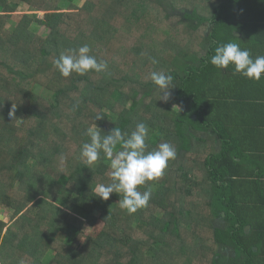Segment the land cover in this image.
I'll list each match as a JSON object with an SVG mask.
<instances>
[{"label": "trees", "instance_id": "obj_1", "mask_svg": "<svg viewBox=\"0 0 264 264\" xmlns=\"http://www.w3.org/2000/svg\"><path fill=\"white\" fill-rule=\"evenodd\" d=\"M16 1L0 0V210L13 212L11 223L0 219V264H264V221L244 207L243 152L226 104L212 100L223 77L209 62L247 7L263 14L264 0H86L68 12L63 0ZM20 4L46 12L47 37L30 29L33 14L5 28ZM85 44L106 71L61 76L53 61ZM152 71L173 77L167 102ZM138 122L151 150L169 142L177 157L138 186L152 195L130 215L117 193L96 196L111 183L103 153L88 167L80 150L89 127L130 133ZM86 221L103 227L86 236Z\"/></svg>", "mask_w": 264, "mask_h": 264}, {"label": "clouds", "instance_id": "obj_2", "mask_svg": "<svg viewBox=\"0 0 264 264\" xmlns=\"http://www.w3.org/2000/svg\"><path fill=\"white\" fill-rule=\"evenodd\" d=\"M90 52L87 44L70 48L53 61V66L65 78L73 73L83 76L90 71H106L107 61L98 62ZM151 62L156 64L158 60L152 58ZM209 62L221 72L232 65L234 74L239 73L249 80L259 81L264 76V55L253 58L249 49H242L235 42L217 46ZM149 78L160 91L159 99L167 102L171 97L172 75L152 71ZM15 109L16 105L13 104L9 111L12 118ZM100 118L102 116L97 115L96 120ZM101 132L97 126L87 128L85 135L89 137V141L82 144L80 160L91 167L100 160L103 153L110 167L111 183L98 185L95 189L96 196L108 200L111 194L117 193L120 197L119 207L130 215L134 214L148 205L152 195L150 188L140 192L138 186L162 177L169 162L176 159L177 150L171 143L163 142L155 149L146 151L149 126L144 122H138L130 133L122 132L118 127L103 135Z\"/></svg>", "mask_w": 264, "mask_h": 264}, {"label": "crops", "instance_id": "obj_3", "mask_svg": "<svg viewBox=\"0 0 264 264\" xmlns=\"http://www.w3.org/2000/svg\"><path fill=\"white\" fill-rule=\"evenodd\" d=\"M244 12L249 15L248 20L246 15H241L244 18L238 20L231 42L249 49L253 58L264 55V9L263 14L259 13V7H254L252 13L247 7ZM220 75L223 78L213 83L212 100L226 104L229 117L226 125L243 152L238 162L245 173L244 185L240 186L243 198L249 202L244 207L256 219L264 221V196L261 195L264 194V76L259 81L249 80L234 74L232 65Z\"/></svg>", "mask_w": 264, "mask_h": 264}, {"label": "rangeland", "instance_id": "obj_4", "mask_svg": "<svg viewBox=\"0 0 264 264\" xmlns=\"http://www.w3.org/2000/svg\"><path fill=\"white\" fill-rule=\"evenodd\" d=\"M15 2H17L16 0H14ZM86 0H73L72 2L69 0H63L60 3V8L62 9L63 12H68L69 9H71L72 5L77 6V7H81ZM29 7L24 6L23 4H20L19 9L17 10V12L13 13L11 15V19L9 21V23H7L6 25V29L9 31H12L16 25L21 21V19L23 18V15L25 14H33L34 18H33V22L31 24L30 29L35 33L38 34L41 37H47L50 34V30L45 27L43 25V20H44V15L46 14V12H28ZM191 12V11H190ZM0 14H2V12H0ZM173 88H176L175 86H173ZM31 90L35 93H37L38 95L49 99L51 94L45 90L43 87H39L37 85H32L31 86ZM141 96H139L138 98H140ZM135 104L132 102L129 104V107L134 106ZM185 102L184 101H180V100H175L172 104V108H174L177 111L182 110V108L184 107ZM148 151H151L152 146H148ZM73 200L77 203L82 204L83 202H81V199L79 198H73ZM94 214L97 216L98 213L94 212ZM12 216H13V212L8 209V208H1L0 210V219L4 220L6 223H11L12 221ZM86 217V216H83ZM103 227V222L102 221H98L95 225H92L91 223H89V221H86V225L84 226V233L86 236L90 235V236H96L102 229ZM5 233H8V230H6ZM229 253V251H227ZM231 254V252L229 253ZM232 256V254H231Z\"/></svg>", "mask_w": 264, "mask_h": 264}]
</instances>
